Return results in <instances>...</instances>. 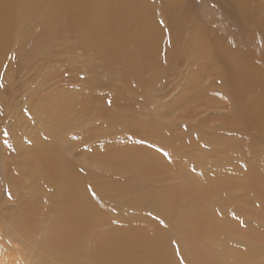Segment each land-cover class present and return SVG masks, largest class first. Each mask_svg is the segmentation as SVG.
<instances>
[{
  "label": "bare ground",
  "instance_id": "6f19581e",
  "mask_svg": "<svg viewBox=\"0 0 264 264\" xmlns=\"http://www.w3.org/2000/svg\"><path fill=\"white\" fill-rule=\"evenodd\" d=\"M211 1L241 32L246 33L247 47H239L230 30L217 20H210L211 31L200 25L193 15V0H0V74L12 53H18L24 61H29L36 55L35 52L43 49L47 43L54 42L55 37L66 38L76 45L85 60L92 63L95 72L119 77H124L123 72H126L128 80L123 84V101L119 109L130 107L132 123L143 125L149 143L161 142L169 146L180 159L179 162L175 160L171 164L161 163L164 165V173L172 172L179 165L181 169L193 167V153H189L188 159L182 161L187 155L186 143L196 144L203 141L215 146L219 154L227 152L231 147L236 159L243 166H256V183H262L260 175L264 170V0ZM206 15L205 13L204 16ZM200 20L203 24L204 19ZM38 28L42 29L31 45L20 49L18 42L30 37ZM195 32H198L200 38L198 45L195 39L186 40ZM171 72L179 74V83L183 84L181 89L185 99L178 100L171 107L160 109L159 105H155L147 110L152 105V100L148 98L144 99L143 103L139 101L132 105L134 98H139L143 87L150 86L149 82H155ZM193 104L206 107L201 115H204L202 124H193L192 119L185 118L187 107L176 110L181 105V108L186 105L195 107ZM113 107L101 105L96 108L89 99L87 112L82 113L91 118L90 113L96 111L99 121L124 130L122 115L115 119L110 113ZM208 107L226 108L228 114L214 120L211 115L217 112V109L211 111ZM197 109L187 111L199 114ZM188 131H194L199 136L185 138L184 135ZM224 144L229 147L226 148ZM127 149L122 144L110 145L97 156L93 165L104 167L111 175L119 172L130 173L128 184H122L121 178L120 181L115 179L109 184L105 183V180L93 184L96 178L91 176L93 182L88 183L83 178L75 177L70 167L64 166L60 160L57 164L55 154L47 147H40L37 157L45 164L43 171L46 176L42 177L38 170L31 174L22 170L14 179L5 180L15 193L11 214L16 213L13 216L22 220L20 226H14L12 223L11 238L16 243L11 242L13 247L9 251L16 252L20 238L29 229L26 224L30 222L26 221L25 224L24 221L28 219L30 210L22 200L30 197L37 184L41 193L54 194L60 173L59 185L70 182L78 184L76 191L68 195L66 200L59 197V211L62 209L64 212L65 208L67 209L65 214L68 222L62 225L64 234L68 235L70 229L78 236L79 245L74 249L75 256L72 260L74 263L85 261L86 264H181V261L174 258V245L163 234L160 223L155 220L150 223L145 215L147 206L143 200H151L148 206L150 209L155 197L150 188L156 189L154 179L160 180V175L147 165L148 156L136 164L137 160L130 158V151ZM78 163L85 165V168L80 169L87 177L90 176L86 173L88 165L80 159ZM0 168H3V165L0 164ZM2 181L0 179V194H3ZM124 186L126 202L133 199L131 194L140 196L135 207L142 214L136 221L142 223L144 228L150 223L151 244L144 248L143 253L132 256V248L128 245L130 237L103 234L99 239L93 240L97 255L86 257L80 239L96 233L97 229H105L107 225V210L102 206L105 192L107 189L121 190ZM257 190L255 187L252 193ZM92 193H95V196ZM188 193V190L180 189L175 198ZM251 200L252 194L246 204L250 205ZM182 202L171 200L168 206L164 201L158 203L165 209L162 217L170 207L180 209ZM46 204L51 205V202L47 201ZM231 225V221L228 224L223 222V229L215 230L211 234L212 238H218L223 244V248L213 254L212 259L207 257V253L202 256L195 255V249L204 247L201 241L204 235L200 234V240L194 244L195 248H189L193 255L186 257L183 264H221L226 259L229 262L232 259L231 252L235 251L230 243ZM250 230L252 234L260 236V246L264 232L254 227ZM122 232L123 229L119 227L118 233ZM132 234L137 235L133 229ZM70 246L72 245H62L64 254ZM56 249H59V246ZM40 250L42 260L37 263L26 260L21 264L70 262L66 257L59 259L58 250ZM7 251L0 250V253L2 252L1 255H4L5 259H11V254L3 253ZM216 257L220 260L216 261ZM256 264H261L259 258Z\"/></svg>",
  "mask_w": 264,
  "mask_h": 264
},
{
  "label": "rangeland",
  "instance_id": "374dc122",
  "mask_svg": "<svg viewBox=\"0 0 264 264\" xmlns=\"http://www.w3.org/2000/svg\"><path fill=\"white\" fill-rule=\"evenodd\" d=\"M193 4L194 18L200 25L211 31L210 20H217L230 30L239 47L248 46L245 43L248 41L246 33L241 32L213 1L193 0ZM200 19H204L203 24ZM41 29L33 31L30 37L19 41L17 46L20 49L23 46L29 47ZM191 39H195L198 45L200 40L198 32L186 38L187 41ZM35 53L36 55L29 61H24L18 53H12L0 74V84L3 85L0 87V164L3 165V168H0V179L3 180L1 182L3 194H0V250H8L3 253L11 254V259L6 258L8 260L6 261L1 252L0 264L17 262L21 264L26 260L37 263L42 260L39 252L43 248L58 250L59 259L66 257L70 260L68 264H76L72 260L75 256L74 249L79 245L78 236L70 229L68 235L64 234L62 225L68 222L65 214L67 209L65 208L64 212L62 209L59 211L61 202L59 197L66 200L68 195L76 191L78 184L70 182L71 187L70 184L59 185V173L54 194L41 193L37 184L30 197L22 200L30 210L24 223L28 221L30 224L25 223L29 229L19 240L15 250L19 253L17 254L9 251L13 247L11 242L16 243L11 238L10 229L12 223L14 226H20L22 220L13 216L16 213L11 214L15 193L5 180L14 179L22 170L30 174L38 170L42 177L46 176L43 171L45 164L37 157L39 148L45 146L55 154L57 164L60 160L64 166L73 170L75 177L83 178L85 182L91 183L92 178H96L93 184L104 180L109 184L121 178L119 181L122 184H128L130 173L119 172L111 175L104 167L94 166L97 156L113 144L126 146L130 151V158L137 160L136 164L148 156L147 165L160 175L158 182L154 179L156 189L150 188L151 193L155 195L150 209L148 206L151 200L147 198L143 200L147 206L145 215L150 223L158 221L164 230L163 234L172 243L175 242L173 256L177 261H181V257L184 260L193 255L189 248H195L194 244L200 240V234L204 235L201 239L204 247L195 249V255L202 256L207 253V257L212 259L213 254L223 248V244L218 238H212L211 234L215 230L223 229V222L228 224L231 221L230 243L235 251L231 252L232 259L229 262L226 259L221 264L226 262L256 264L258 258L261 264H264V236L259 246L260 236L252 234L250 230L254 227L264 232V170L260 175L262 183H256L258 179L256 166L255 168L243 166L228 144H224L226 148L229 147L228 151L219 154L215 146L201 141L196 144L186 143L187 155L182 161L188 159L189 153H193V167L181 169L179 165L172 172L164 173L162 169L164 165L161 163L171 164L175 160L179 162L180 159L169 146L161 142L149 143L143 125L132 123L130 107L119 109L123 101L121 93L125 81L128 80L126 72H123L124 77L95 72L92 63L85 60L76 45L66 38L55 37L54 42L47 43L43 49ZM179 81V74L171 72L155 82H149L150 86L143 87L139 98H134L132 105L139 101L143 103L144 99L148 98L152 100V105L147 110L155 105H159L158 109L171 107L178 100L185 99L181 89L183 84ZM89 99L96 108L101 105L108 108L114 106L110 113L115 119L122 115L124 130L99 121L96 111L90 113L91 118L83 114L82 112H87ZM182 105L176 110H183L186 107L188 110L198 108L199 114H192L186 109L185 118L192 119L193 124H202L201 119L204 115L202 117L201 115L206 107L193 104L196 108L189 105L181 108ZM210 108L212 107H208V110L217 109V112L211 115L214 116V120L228 114L226 108ZM174 126L173 124V128ZM4 130H10V136L2 135ZM189 136L194 138L199 135L194 131H188L184 137ZM164 152L169 156L166 157ZM79 159L88 165L86 173L90 176L87 177L80 169L85 168V165L78 163ZM80 164L82 166H79ZM255 187L258 190L252 193ZM125 189L124 186L121 190L107 189L105 192L102 206L107 210V225L105 229H97L96 233L80 239L86 257L97 255L93 240L99 239L103 234L130 237L128 245L132 248V256L143 253L144 248L151 244L150 223L144 228L142 223L136 221L142 214L135 207L140 196L131 194L133 199L126 202ZM180 189L188 190L189 193L175 198L176 192ZM7 192L11 193V199ZM250 194L252 200L250 205H247L246 200ZM171 200L183 201L181 208L170 207L162 217L165 209L158 203L164 201L168 206ZM47 201H50L51 205H47ZM5 207L7 209H4ZM68 217L70 219L69 212ZM119 227L123 229L121 234L118 233ZM132 229L137 233L136 236L132 234ZM63 244L72 245L66 254L62 251ZM58 246L59 249H56ZM38 257L40 258L36 259ZM219 260L220 258L216 257V261Z\"/></svg>",
  "mask_w": 264,
  "mask_h": 264
},
{
  "label": "snow or ice",
  "instance_id": "6c2138e0",
  "mask_svg": "<svg viewBox=\"0 0 264 264\" xmlns=\"http://www.w3.org/2000/svg\"><path fill=\"white\" fill-rule=\"evenodd\" d=\"M0 87H3V85L2 84H0ZM109 103H111V101H109ZM10 130H4L3 132H2V135H4V136H10ZM7 143V141H5V144ZM164 155L167 157V156H169V154L167 153V152H164ZM170 158V157H169ZM193 170H195V169H193ZM7 195H8V197L11 199V193L10 192H7ZM92 195L93 196H95V193H92ZM173 243H175V242H173ZM177 251H179V248H178V246H177ZM181 264H183V258L181 257Z\"/></svg>",
  "mask_w": 264,
  "mask_h": 264
}]
</instances>
